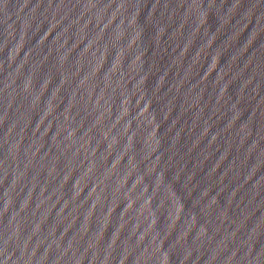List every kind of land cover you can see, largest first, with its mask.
<instances>
[{
	"label": "water",
	"instance_id": "1",
	"mask_svg": "<svg viewBox=\"0 0 264 264\" xmlns=\"http://www.w3.org/2000/svg\"><path fill=\"white\" fill-rule=\"evenodd\" d=\"M0 264H264L119 0H0Z\"/></svg>",
	"mask_w": 264,
	"mask_h": 264
}]
</instances>
